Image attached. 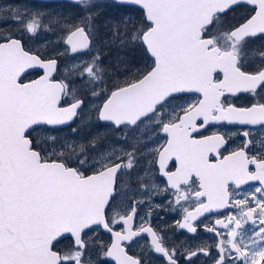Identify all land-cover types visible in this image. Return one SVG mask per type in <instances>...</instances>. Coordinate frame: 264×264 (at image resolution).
Wrapping results in <instances>:
<instances>
[{
	"label": "snow or ice",
	"instance_id": "obj_1",
	"mask_svg": "<svg viewBox=\"0 0 264 264\" xmlns=\"http://www.w3.org/2000/svg\"><path fill=\"white\" fill-rule=\"evenodd\" d=\"M72 3L84 9V15L80 23L62 26L64 43L72 54L88 52L97 39L94 20L98 14L90 11L92 0ZM116 3L139 7L143 27L137 28L130 16L125 17L124 30L101 40L96 54L81 62L75 79L84 82V96L70 93V81L52 78L58 67L56 58L42 59L26 49L25 35L37 33L45 14L12 6L2 10L6 14L0 15V264H95L87 255L93 246L87 232L96 226L113 235L104 255L114 257L116 264H150L146 254L131 256L120 243L131 242L140 233L151 234L149 253L166 257V264H178V250L166 248L151 226L139 232L128 227L137 214L136 202L129 214L117 213L119 218L111 220L105 217L106 206L119 194L115 190L117 174L138 164L140 148L132 145L131 151L121 150L114 161H97L100 166L90 165L89 174L87 160L73 161L63 153L44 155L32 138L37 128L51 133L74 122L92 100H99L94 105L99 122L116 131L139 132L145 148L152 142L151 133L166 137L149 155L167 178L165 191L173 192L174 202L180 205L191 200L195 205L192 210L183 209V220L177 221L180 229L194 234V222L212 209L230 204L239 209L240 218L215 222L226 230L225 236L215 227L207 229L221 237L215 245L216 255L197 246L187 252L185 264H194L199 255L210 256L213 264H264V138L258 141L252 130L264 129V62L250 67L245 59L249 41L264 40V0ZM246 5L251 6L246 14L221 31V18ZM117 39L140 48L145 67L135 72L126 69L133 78L122 86L107 87L101 48ZM36 68L43 75L21 82L22 74ZM186 92L197 93L199 98L173 107L170 113L165 111L178 94ZM238 93L249 94L252 102L246 106L225 102L227 95ZM62 95H71L72 102L66 107L60 106ZM221 121L245 126L240 133L243 143L228 155L221 154L227 143L224 135H200L211 122ZM49 139L56 140L51 135ZM127 139L125 133L124 142ZM210 154L215 155V162ZM170 161L175 162V171L169 170ZM230 181L237 188L248 181H259L260 186L250 196L233 201ZM242 221L253 226L246 238ZM120 222L126 231L114 232L112 225ZM65 234L72 237L69 249L54 250Z\"/></svg>",
	"mask_w": 264,
	"mask_h": 264
},
{
	"label": "flooded vegetation",
	"instance_id": "obj_2",
	"mask_svg": "<svg viewBox=\"0 0 264 264\" xmlns=\"http://www.w3.org/2000/svg\"><path fill=\"white\" fill-rule=\"evenodd\" d=\"M27 0H0V9L8 8L9 6L18 7L20 3H24ZM30 3L34 4L37 2L35 0H29ZM98 1V0H93ZM115 5L127 8V9H137L133 6L121 5L116 3L114 0H108ZM40 2V1H39ZM50 3V2H43ZM71 4V3H68ZM76 5L77 4H71ZM3 6L5 8H3ZM251 6H245V8H237L232 12H229L227 16L222 17L223 27H227L229 23L235 22V19H238L240 15L246 14V8H250ZM24 43L26 44V49L30 50L32 53L39 55L42 59H50L51 57H47L40 52L36 51L32 48V46L27 42L26 37H24ZM67 49V48H66ZM68 50V49H67ZM69 53V51H68ZM264 53V40L253 39L248 43V47L245 50V59L250 67H255L261 62H264V56L261 54ZM74 56V55H71ZM144 59V53H143ZM145 62V61H144ZM147 63H151L148 61ZM42 72H29L25 76L22 77L21 82L25 83L30 80L35 79ZM61 70L58 71V76L60 77ZM63 77V76H61ZM222 78V74H221ZM65 82H69L66 78L63 77ZM122 86V85H121ZM71 90V88H70ZM199 98V94L197 93H181L177 95V98L170 102V106H166L165 111L171 112L172 108L177 105H186L188 103H192L193 101ZM225 102H231L236 106H246L252 99L247 93H238L236 95H227ZM86 105V104H85ZM85 106L80 111L78 116L83 115ZM97 129L96 132L106 131L108 129L114 130L110 125L99 122L96 120ZM39 129V128H37ZM89 129L88 131H90ZM245 130V126H241L239 124H230L228 122H211L205 129L200 130L201 136H209L212 134H221L225 136L227 141L226 145L221 148L222 155H228L232 150L238 148L243 143V137L240 135ZM256 139L259 141L264 138V129H260L255 127L252 129ZM87 136V135H86ZM200 138V136H197ZM152 142L149 146H152V149L160 147L165 143L166 137L161 133L160 135L154 134L151 136ZM259 147V145H257ZM147 154H143V157L146 161V167L143 174V193L141 192L140 198L131 197L126 206L122 205L120 202L124 199L127 188L129 185V181L127 180V171L123 170L117 174L115 190L119 193L115 200L110 202V206L106 209L105 216L106 219H118L117 213L123 216L129 214L131 211V205L133 202H136L137 214L134 219L129 223L128 227H131L133 230L138 231L141 228H147L151 226L154 231L157 232L158 236L162 237L165 244L164 246L171 250L172 248H176L178 250V264H185V257L188 251H195L197 246L206 247L212 256L216 255V247L215 245L219 242L220 238L226 235V230L222 228L220 225H216L217 220H224L227 222L228 217L235 216L239 217V209L234 205L230 204L225 209H212L210 212L205 213L204 215L197 218L194 222V225L197 227L196 233H189L185 229H180L177 226V221L183 220L184 216V208H188L192 210L195 205L190 200L188 202H182L180 205H177L175 201V197L172 191H165L167 188V178L164 177L158 170V165L152 164L153 157L149 155L150 150H145ZM254 154L251 152L250 155ZM209 159L212 162H215V155L210 154ZM75 164V163H74ZM76 166V164H75ZM175 162H169V170L175 171ZM251 170L255 169L254 165L249 166ZM91 170L89 171L90 174ZM260 186L259 181H248L247 183L240 185L238 188L230 181L229 182V191L234 192L233 201L235 199H244L246 196H250L251 193L255 191L256 188ZM131 187V186H129ZM259 195V194H257ZM140 199V200H138ZM143 203H140V202ZM144 216V219H143ZM243 224V233L244 235H250L252 224L248 222L247 224ZM113 230L116 232H125V225L120 223H115L112 225ZM215 227L217 232L221 234V237H218L214 232L208 231L207 229ZM234 227V225H233ZM89 233H97L98 239L97 242L100 243V240L103 242L102 245L106 246L103 249H99L98 245L94 246L98 248V253L101 255L100 260L103 264H113L112 262L107 261L104 252H106L107 247H110L113 242V237L107 233H104L100 227H95L93 231H88ZM122 246L125 247L127 253L134 257H139L142 253L146 254L145 259L150 261V264H166V257L162 255H156L154 253L148 252V246L151 244V234L150 233H140L137 237L133 238L131 242L123 241ZM185 253L184 256H180L179 253ZM87 263V261H85ZM95 264L97 262L94 260ZM194 264H213V261L210 256L199 255Z\"/></svg>",
	"mask_w": 264,
	"mask_h": 264
},
{
	"label": "rangeland",
	"instance_id": "obj_3",
	"mask_svg": "<svg viewBox=\"0 0 264 264\" xmlns=\"http://www.w3.org/2000/svg\"><path fill=\"white\" fill-rule=\"evenodd\" d=\"M92 3L94 6L90 11L93 14H98L95 15L94 20L97 39L90 51L75 56H71L68 53L64 45L65 34L61 31V28L64 24L80 23L84 15V9L79 5L68 3L34 2L32 4L29 0L20 3L17 7L21 11L27 10L45 14L41 18L42 24L38 27L37 33L35 35H25L26 40L33 49L41 54L61 59V76L71 82V92L78 96L86 95V91L83 86L84 82L75 79V75L81 70L79 67L81 62L90 59L91 55L96 54L100 41L106 39L112 32H122L124 30L123 20L125 17L130 16L137 28L143 27V24H141L143 14L139 9L122 8L108 0L92 1ZM3 8L5 7L3 6ZM2 10L0 9V15L6 14ZM101 50L103 52V67L107 72V76H105L107 87H111L113 84L123 85L126 79L133 78L126 69H131L135 72L137 69L142 70L145 67L143 51L127 43L121 44L119 39L105 44ZM101 87H105V85H101ZM69 101L72 100L70 99ZM97 103H99V100H92L86 103L82 118L78 123L76 122V126H74L75 123L67 127L68 129H57L51 133L46 131V129L39 128L33 134L36 136L40 147L45 150V155L53 156L54 154L63 153L66 157L70 156L73 161H76L77 158L87 160L88 163L85 164V167H89V171L91 170L90 165L96 164L99 167L100 165L96 163L97 161L102 163L114 161L121 155V150L131 151L132 145L140 148L138 164L132 170H126L129 185L124 199L120 202L126 206L131 197L140 198L141 192L143 193V174L148 169L146 167L147 160H145L143 154H147L145 150H151L152 146L148 145L147 148L143 146L145 138H140L139 132H128L127 129L113 131L111 128L106 131L96 132L98 127L96 125L97 119L94 105ZM73 128L78 130L75 134L71 131ZM89 129L91 130L88 131ZM125 133L128 136L127 142H124ZM154 134L151 133V136ZM49 135L55 137L56 140L49 139ZM93 142L95 146H93ZM244 236L246 238L248 235ZM87 238L93 245L89 247L87 255L93 261L95 260L97 264H103L99 261L101 255L98 253V248L94 247L102 245V239L100 243L97 242V233H89ZM71 244V239H63L56 245V248L64 252L69 249Z\"/></svg>",
	"mask_w": 264,
	"mask_h": 264
},
{
	"label": "water",
	"instance_id": "obj_4",
	"mask_svg": "<svg viewBox=\"0 0 264 264\" xmlns=\"http://www.w3.org/2000/svg\"><path fill=\"white\" fill-rule=\"evenodd\" d=\"M38 1H45V2H59V1H68V2H71L72 3V0H38ZM115 2H116V0H114ZM133 7H137V6H133ZM137 8H139V7H137ZM140 9V8H139ZM65 44V43H64ZM69 48V52H70V47H68ZM82 53H84V52H82ZM70 54H72L71 52H70ZM79 54V53H78ZM72 55H74V54H72ZM29 71H41L42 72V74L41 75H43V70L42 69H39V68H36V69H31V70H28L27 72H29ZM26 72V73H27ZM25 73V74H26ZM55 73H56V71H54L53 73H52V78H53V76L55 75ZM24 74H22V76H23ZM37 78H39V76L37 77ZM37 78H35V79H37ZM34 80V79H33ZM55 80H57V79H55ZM59 81V80H58ZM25 83H27V82H25ZM187 93V92H186ZM192 93H194V92H192ZM62 101H63V95H62V97H61V104H60V106L61 107H66L68 104H66V105H62ZM70 104V103H69ZM71 123H73V121H69L68 122V124L67 125H69V124H71ZM67 125H62V126H58L57 128H60V127H65V126H67ZM108 206H106V208H107ZM106 208H105V210H106ZM101 227V229H102V231L103 232H105V233H107V234H110L112 237H113V235L111 234V233H109L107 230H105V229H103V227L102 226H100ZM114 231V230H113ZM114 232H116V231H114ZM66 237H69V238H71V240H72V237L70 236V234H65L64 235V238H66ZM64 238H61L60 240H62V239H64ZM114 239V238H113ZM59 240V241H60ZM123 241H121L120 243H122ZM113 243V242H112ZM112 245V244H111ZM111 247V246H110ZM55 250V249H54ZM106 258H107V260L108 261H110V262H113V263H115L116 264V260H115V258L114 257H108V256H106ZM85 264H87V263H85Z\"/></svg>",
	"mask_w": 264,
	"mask_h": 264
},
{
	"label": "trees",
	"instance_id": "obj_5",
	"mask_svg": "<svg viewBox=\"0 0 264 264\" xmlns=\"http://www.w3.org/2000/svg\"><path fill=\"white\" fill-rule=\"evenodd\" d=\"M60 61H61V59H59ZM70 93H72L71 92V90H70ZM71 99V95H68V96H66V100H70ZM82 116V115H81ZM79 117L78 119H77V123H78V121L82 118V117ZM77 123L74 125V126H76L77 125ZM61 129H68V128H61ZM34 132V131H33ZM33 132H32V138L34 139V141H35V143L37 144V146H38V149H43L42 147H40V144L38 143V141H37V138H36V136L33 134ZM45 153V150L43 149V152H42V154H44Z\"/></svg>",
	"mask_w": 264,
	"mask_h": 264
}]
</instances>
